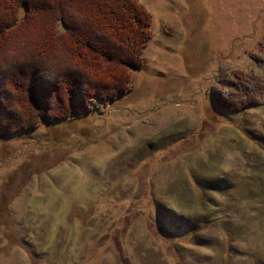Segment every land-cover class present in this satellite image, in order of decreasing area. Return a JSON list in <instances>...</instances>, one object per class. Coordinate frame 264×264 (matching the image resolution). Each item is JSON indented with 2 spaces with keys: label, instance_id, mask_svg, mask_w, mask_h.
<instances>
[{
  "label": "rangeland",
  "instance_id": "1",
  "mask_svg": "<svg viewBox=\"0 0 264 264\" xmlns=\"http://www.w3.org/2000/svg\"><path fill=\"white\" fill-rule=\"evenodd\" d=\"M137 1L125 93L0 129V264H264V0ZM26 38L0 35L9 74ZM22 98L0 94L1 126Z\"/></svg>",
  "mask_w": 264,
  "mask_h": 264
},
{
  "label": "trees",
  "instance_id": "2",
  "mask_svg": "<svg viewBox=\"0 0 264 264\" xmlns=\"http://www.w3.org/2000/svg\"><path fill=\"white\" fill-rule=\"evenodd\" d=\"M151 23L137 0H0V35L26 33L34 48L25 65H14L18 72L0 66L11 78L7 84L0 73V94L20 92L19 105L28 107L26 116L15 117L22 124L5 120L0 129L29 130L43 119L85 115L93 98L109 103L125 93L132 70L143 64Z\"/></svg>",
  "mask_w": 264,
  "mask_h": 264
}]
</instances>
